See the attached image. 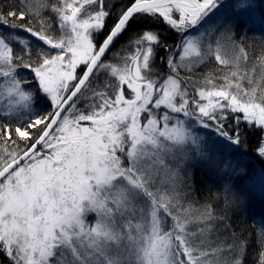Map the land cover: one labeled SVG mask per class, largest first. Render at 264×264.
<instances>
[{"label":"snow or ice","instance_id":"6c2138e0","mask_svg":"<svg viewBox=\"0 0 264 264\" xmlns=\"http://www.w3.org/2000/svg\"><path fill=\"white\" fill-rule=\"evenodd\" d=\"M255 9L254 0H0V257L247 264L254 236L252 264H264V224L237 230L230 215L248 200L234 182L246 174L234 162L247 150L242 125L260 131L264 158V33L247 34ZM146 20L174 42L133 28ZM249 38L260 45L254 58ZM197 169L213 178L203 202Z\"/></svg>","mask_w":264,"mask_h":264},{"label":"trees","instance_id":"16d2710c","mask_svg":"<svg viewBox=\"0 0 264 264\" xmlns=\"http://www.w3.org/2000/svg\"><path fill=\"white\" fill-rule=\"evenodd\" d=\"M5 3L10 5L11 0H5ZM258 13L261 16L260 19L263 20L262 24L257 26L252 22L248 28V37H251L254 33L256 35L264 33V0H258ZM147 26L160 30L169 43L174 42V35L159 21L146 20L133 24V28ZM237 35H239V29H237ZM245 43L250 46V49L256 50L252 52V57L254 58L260 48L259 42L249 38L245 40ZM197 71L199 74H203L206 69L202 66ZM242 129L248 138L247 150L243 152V157L239 156L238 158L243 162L246 174L235 176L234 182L245 191H248V200L242 212L230 213L231 223L237 227V230L243 228L248 232H255L261 224H264V186L260 183L261 174H264V158H260L255 152L257 140L261 133L258 129L248 130L243 125ZM195 181L198 190L197 196L203 202L205 196L208 195L207 189L213 186V178L202 170L197 169L195 172ZM254 249L255 237L253 236V244L248 250L247 264H252ZM0 264H7L6 259L0 257Z\"/></svg>","mask_w":264,"mask_h":264},{"label":"rangeland","instance_id":"374dc122","mask_svg":"<svg viewBox=\"0 0 264 264\" xmlns=\"http://www.w3.org/2000/svg\"><path fill=\"white\" fill-rule=\"evenodd\" d=\"M254 2L256 3V9H255V20H254L253 22H254L255 25L259 26V25L262 24V21H263V20L260 19L261 16H260V14L258 13V0H254ZM201 135H202V133H201ZM209 147H211V142H209ZM239 156L243 157L241 154H235L234 162H235V161H240L239 158H238ZM251 156H253V155H251ZM236 158H237L238 160H237ZM195 172H196V171H195ZM258 180H259V179H258ZM257 189H259V188H257Z\"/></svg>","mask_w":264,"mask_h":264}]
</instances>
